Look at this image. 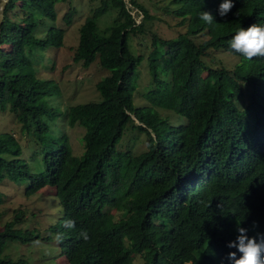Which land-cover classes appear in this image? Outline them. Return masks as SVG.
I'll list each match as a JSON object with an SVG mask.
<instances>
[{
	"label": "trees",
	"instance_id": "1",
	"mask_svg": "<svg viewBox=\"0 0 264 264\" xmlns=\"http://www.w3.org/2000/svg\"><path fill=\"white\" fill-rule=\"evenodd\" d=\"M67 1L9 0L4 9L0 109L32 133L44 171L32 173L19 158L15 135L5 132L0 181H28L27 196L43 187L54 190L61 216L48 230L61 236L59 250L69 264H232L228 254L240 253L227 245L236 240L237 225L249 237L252 230L264 233V57L245 63L230 41L241 28L264 26V0H233L224 17L218 14L223 0H172L178 24L187 22V29L170 38L152 33L142 108L133 96L143 57L130 51L128 41L131 34H151L145 22L156 16L135 0H128L131 7L126 0H100L80 26L72 62L87 67L98 59L109 71L96 84L101 100L60 110L45 100L61 96L58 84L35 76L27 49L63 45L62 28L51 26L43 38L34 30L41 18L54 22L56 3ZM133 8L142 16L139 23ZM110 9L117 18L99 34L97 20ZM75 12L70 5L65 24ZM202 12L213 15L212 24L200 19ZM201 34L207 38L197 42ZM218 50L239 63L228 69L208 62ZM162 110L185 122L171 124ZM59 116L69 127L85 129L81 155L72 153L65 135L50 134L46 118ZM136 132L147 137L146 150L137 154ZM122 202L121 216L109 221L104 209ZM25 219L20 209L0 226V264H28L5 254L13 242L38 240L35 230L18 227ZM69 220L74 227L65 226Z\"/></svg>",
	"mask_w": 264,
	"mask_h": 264
},
{
	"label": "rangeland",
	"instance_id": "2",
	"mask_svg": "<svg viewBox=\"0 0 264 264\" xmlns=\"http://www.w3.org/2000/svg\"><path fill=\"white\" fill-rule=\"evenodd\" d=\"M143 5L150 15L156 18L150 21L146 20L145 26L150 29L151 34H131L129 37V49L136 55L143 57L139 66V86L133 96L135 107L142 108L146 103L144 93L149 82V64L147 56L151 51L152 33L162 38L175 37L182 34L187 29V22L178 24L180 18L175 14L178 5L172 0H135ZM128 3V0H126ZM100 4V0H68L67 2H58L55 5L56 20L51 22L43 19L39 21L34 30L37 38H43L46 31L55 26L64 30L63 45L55 48L48 46L43 49L31 47L27 49L28 57L33 65L35 76L40 80L55 81L60 90L61 96L45 97L51 108L64 110L65 108L87 104L89 102H98L101 95L96 88V84L103 80L109 73L107 69L102 68L98 59H95L89 66L84 67L80 62L73 63V50L78 44L79 29L86 18L91 16L95 7ZM76 10L71 24H65L63 16L69 6ZM128 7L131 5L128 3ZM167 11V12H166ZM169 11V12H168ZM132 14L137 22L141 20V15L137 9H132ZM40 19V15H36ZM117 18V10L110 9L97 20V31L99 34H106L107 26L113 24ZM5 20V19H3ZM205 34L195 37L197 42L206 39ZM208 62L225 65L231 69L239 63L237 56L230 52L218 50L206 58ZM245 63L248 60H244ZM1 64V62H0ZM168 116L171 124L184 123L183 117L172 111L162 110ZM49 126V132L54 138L65 135L72 153L79 156L84 150L83 135L85 129L80 124L69 127L59 116L55 120L46 118ZM13 133L22 148L20 159L27 162L29 170L32 173L44 171L42 148L36 141L32 133H28L22 128L17 116L8 110L0 109V134ZM133 142L134 152L140 153L146 150L147 137L142 133H135ZM121 143V142H120ZM121 145V144H120ZM28 181L22 180L13 182L9 179L0 181V191L3 192V203L0 205V226L9 221L13 214L18 210H23L26 219L18 227L22 230H35L39 238L36 242L20 243L13 242L5 249V254L11 259L24 258L28 264H69L60 250L58 241L49 227L54 225L61 216V207L54 190L48 187L39 189L36 193L27 196L25 191L28 187ZM123 202L114 206L106 207L104 210L109 216V221H113L121 216ZM252 237L256 236V231L252 230ZM138 260V256H134Z\"/></svg>",
	"mask_w": 264,
	"mask_h": 264
},
{
	"label": "clouds",
	"instance_id": "3",
	"mask_svg": "<svg viewBox=\"0 0 264 264\" xmlns=\"http://www.w3.org/2000/svg\"><path fill=\"white\" fill-rule=\"evenodd\" d=\"M233 7V0H223L218 8L219 16H226ZM200 19L207 24H212L214 21L213 15L209 12H202ZM230 47L249 61L256 57H264V26L253 24L246 30L241 28L232 37ZM65 226L72 228L74 222L66 221ZM237 232L236 240L227 245L229 248L237 249L240 253L239 258H237V252L228 254V259L232 264H264V233H257L256 236L249 237L248 229L239 225H237ZM81 236L85 240L88 239L87 232H81ZM60 238L61 236L58 235L57 239Z\"/></svg>",
	"mask_w": 264,
	"mask_h": 264
},
{
	"label": "water",
	"instance_id": "4",
	"mask_svg": "<svg viewBox=\"0 0 264 264\" xmlns=\"http://www.w3.org/2000/svg\"><path fill=\"white\" fill-rule=\"evenodd\" d=\"M9 0H0V29H1V24L3 22V19H4V9L7 5Z\"/></svg>",
	"mask_w": 264,
	"mask_h": 264
},
{
	"label": "bare ground",
	"instance_id": "5",
	"mask_svg": "<svg viewBox=\"0 0 264 264\" xmlns=\"http://www.w3.org/2000/svg\"><path fill=\"white\" fill-rule=\"evenodd\" d=\"M0 10H1V8H0Z\"/></svg>",
	"mask_w": 264,
	"mask_h": 264
}]
</instances>
